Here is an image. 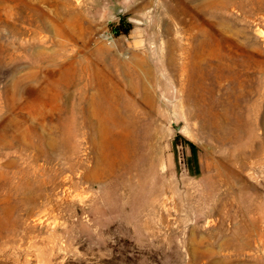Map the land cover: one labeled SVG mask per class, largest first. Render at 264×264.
<instances>
[{"label": "rangeland", "instance_id": "374dc122", "mask_svg": "<svg viewBox=\"0 0 264 264\" xmlns=\"http://www.w3.org/2000/svg\"><path fill=\"white\" fill-rule=\"evenodd\" d=\"M0 264H264V0H0Z\"/></svg>", "mask_w": 264, "mask_h": 264}, {"label": "trees", "instance_id": "16d2710c", "mask_svg": "<svg viewBox=\"0 0 264 264\" xmlns=\"http://www.w3.org/2000/svg\"><path fill=\"white\" fill-rule=\"evenodd\" d=\"M122 24H120L118 27H117V31L116 33H127L128 29H122Z\"/></svg>", "mask_w": 264, "mask_h": 264}]
</instances>
